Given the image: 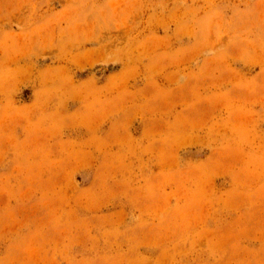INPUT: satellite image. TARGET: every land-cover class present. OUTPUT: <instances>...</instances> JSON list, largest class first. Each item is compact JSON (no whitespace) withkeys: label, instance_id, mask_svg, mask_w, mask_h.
<instances>
[{"label":"rangeland","instance_id":"rangeland-1","mask_svg":"<svg viewBox=\"0 0 264 264\" xmlns=\"http://www.w3.org/2000/svg\"><path fill=\"white\" fill-rule=\"evenodd\" d=\"M0 264H264V0H0Z\"/></svg>","mask_w":264,"mask_h":264}]
</instances>
